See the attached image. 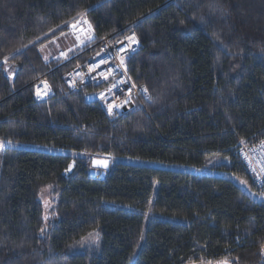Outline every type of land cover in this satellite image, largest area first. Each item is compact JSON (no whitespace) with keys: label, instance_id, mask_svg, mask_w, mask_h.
Returning a JSON list of instances; mask_svg holds the SVG:
<instances>
[{"label":"trees","instance_id":"obj_1","mask_svg":"<svg viewBox=\"0 0 264 264\" xmlns=\"http://www.w3.org/2000/svg\"><path fill=\"white\" fill-rule=\"evenodd\" d=\"M85 10L97 40L141 42L129 70L151 99L119 118L90 97L104 86L69 91L72 65L40 53ZM0 139V264H264V201L230 176L259 195L239 147L264 139V0H0ZM91 155L115 159L106 177Z\"/></svg>","mask_w":264,"mask_h":264},{"label":"built area","instance_id":"obj_2","mask_svg":"<svg viewBox=\"0 0 264 264\" xmlns=\"http://www.w3.org/2000/svg\"><path fill=\"white\" fill-rule=\"evenodd\" d=\"M84 19L90 21L87 17H85ZM91 25L94 29V33L87 32L86 23L78 24L77 29L75 30H73L69 26L67 32H70L69 34L74 35L76 40L77 36L81 37L80 40H83L84 37L90 35L94 38L89 40V42L85 45H81L77 40V43L70 48L73 49L72 51H69V49H67L66 51H61L60 54L51 57L49 61L56 60L60 61L61 64L69 63L72 65V67L69 68V70L66 71L65 75L63 76L64 83L69 91H79L87 85L104 86L100 93H105V97L107 98L108 103H112L114 100L115 104L117 105L121 104L122 101H124L130 96L133 102L124 104L120 108H114L112 114L108 113L107 104L105 103V100L102 99L101 96L99 97L102 107L105 110L106 114L111 119L119 118L124 115L130 108H133L136 104V101H148V97L151 96L149 88L145 84H137L133 80L129 70L128 60L130 56L141 47V42L139 40L138 44H133L130 47H126L128 45V42L124 41V37L129 36L133 33V31H131L122 34L128 27L114 32L100 40H97L95 35V28L92 22ZM117 41H123V44L117 43ZM121 47H124L125 51L120 52L119 49ZM62 52L67 53V59L61 55ZM121 57L124 58L123 65H120ZM100 60H106L107 63L101 65L99 69H96L95 71L90 73L89 65L99 63ZM116 65H120V67L117 68ZM125 66L126 75H124V79L127 80L130 77V82L122 86L118 85L117 88L112 90L113 95H108L106 90L111 86L112 83H116L121 79V76L125 73ZM108 68H112L115 75L110 76L108 80H104L98 75V73L100 71H106ZM77 72L80 73V76L76 75ZM42 81H46L48 83V85L51 87V91L47 96L37 97L36 89L38 86L41 88V90H45ZM70 81H75L76 86L73 87ZM131 82H135L137 87L132 88ZM144 86L148 88L147 93H144L141 90ZM34 92L36 98L42 100L52 95L54 89L49 79L46 76H43L36 81L34 85ZM130 104H133L132 107H129ZM262 142H264V139L258 142H242L239 147V153L244 163V166L247 172L251 175L255 185L259 189L258 194L264 192V148L261 147ZM245 154H247V157H250V160L246 158ZM253 169L255 170V172L253 171ZM258 196L261 200L264 201V196ZM261 256L264 262V246H262L261 248Z\"/></svg>","mask_w":264,"mask_h":264},{"label":"snow or ice","instance_id":"obj_3","mask_svg":"<svg viewBox=\"0 0 264 264\" xmlns=\"http://www.w3.org/2000/svg\"><path fill=\"white\" fill-rule=\"evenodd\" d=\"M86 14H87V10L82 11V12L78 13V18L79 19L74 18V20H72V21H65L64 23H65V25H69L73 30L77 29L78 24H84V23H86L87 24V32L94 33V29L92 28L91 22L84 19L85 16H86ZM93 38L94 37L91 36V35L88 37L89 40H91ZM77 40L79 41V43L81 45L84 44V41L83 40H80V37L79 36H77ZM124 41H127L128 42V45L126 47H130L133 44H138L139 43V39H138V37H137V35H136L135 32H133L129 36H125L124 37ZM117 43L123 44V41H117ZM72 50L73 49H69V51H72ZM119 51L120 52H123V51H125V48L124 47H121L119 49ZM61 55L64 56L66 59L68 58L67 57V53H65V52H62ZM8 59L9 58L7 56H5L3 62L6 64L7 61H8ZM44 59L47 60V57H44ZM106 63H107L106 60H100L99 63L90 64L89 65V72L91 73V72L95 71L96 69H99L101 67V65L106 64ZM123 64H124V58L121 57V59H120V65H123ZM120 65H116V67L119 68ZM76 75L77 76H80V73L77 72ZM98 75L102 79L108 80V78L110 76H114L115 74H114L112 68H108L106 71H100L98 73ZM124 75H126V66H125V73L121 76V79L119 81H117L116 83H112L111 86L106 90L107 93H108V95H110V96L113 95V91L112 90L115 89V88H117L118 85H121L122 86V85L130 82V77L126 80V79H124ZM42 83L44 85V89L45 90H41V88L38 86L37 89H36V96L37 97L47 96L49 94V92L51 91V87L48 85V83L46 81H42ZM70 83L72 84L73 87L76 86L75 81H70ZM131 87L132 88L137 87L136 84H135V82H131ZM141 90L144 93H147L148 92V88L146 86L142 87ZM100 96H101L102 99L105 100V103L107 104V110H108V113L109 114H112L114 108H120L124 104H128L130 102H133L131 100V97L129 96L124 101H122L121 104L117 105V104H115V101L114 100H113L112 103H108L107 98L105 97V93H103V92L100 93ZM148 98L151 99L150 96ZM5 143L6 142L4 140L0 139V147H3ZM7 143H11V141H7ZM261 147L264 148V142H262ZM245 156H246V158H248L250 160V157H247V154H245ZM98 163H103V165L105 167H107V161H98ZM71 167H72V165H69V168L66 169L65 171H69L71 169ZM253 171L255 172L254 169H253ZM241 183L245 184L246 186L248 184L247 180H243V181H241ZM259 195L264 196V192H261ZM47 218H48L47 216L44 217L45 220H47ZM40 231L43 232L44 231V228H41ZM89 239H91L93 242H98L99 241V232H97V231L94 230L93 232L89 233L88 236L82 237V241H86V240H89ZM141 239H143V237H141ZM236 259L238 260V258H236ZM209 264H211V262H209ZM217 264H230V261L227 258H225L224 260L218 261Z\"/></svg>","mask_w":264,"mask_h":264},{"label":"rangeland","instance_id":"obj_4","mask_svg":"<svg viewBox=\"0 0 264 264\" xmlns=\"http://www.w3.org/2000/svg\"><path fill=\"white\" fill-rule=\"evenodd\" d=\"M130 26V25H129ZM69 33L70 32H64V33H62L61 35H63V36H61L62 38H64L65 36H69ZM73 37V36H72ZM88 37L89 36H87L85 39L86 40H88ZM81 38V37H80ZM65 39H66V37H65ZM67 40H69L71 43H72V39H71V37L69 36V37H67ZM56 44V45H60V44H62V40H56V41H51V42H48L47 44H45V45H43L41 48H40V53H41V55H42V57L44 58V57H47V60L46 61H48L51 57H48L49 55H51L52 57L53 56H56V55H58V54H60V52L61 51H66L67 49H63V50H61V51H58V53H55L54 51H52L53 49H51V48H49L48 46L52 43V44H54V43ZM66 42V41H65ZM50 43V44H49ZM75 43H77V40H75ZM70 49V48H69ZM56 52H57V50H56ZM56 54V55H55ZM7 73L10 75L9 77L12 79L13 77H14V74H13V72L12 71H10L9 70V68H7ZM90 97L92 98V99H95V98H97V99H99V97H100V92H97V93H95V94H93V95H90ZM12 145H14V146H26V145H23V144H12ZM44 149H48V148H44ZM68 153H70V154H72L73 156H84L85 155V153H82V152H75V151H71V150H66ZM98 161H107V167H105L104 165H103V163H101V164H99L98 163ZM114 161H115V159L114 158H112V156H109V155H91L90 156V163H91V168H95V170L97 171V173L99 172V171H104L105 173H107V171L109 170V168L113 165V163H114ZM139 163H145V162H141V161H139ZM150 165H152V166H155V167H163L164 165H162V164H160V163H156V162H152V163H149ZM71 165H73V167H74V165H75V162H72V164ZM73 167L71 168V169H73ZM183 169H187V167H184ZM194 170V169H193ZM68 172V171H67ZM202 172H204V173H214L215 171H210V170H204V171H202ZM98 175H99V173H98ZM99 176H101V175H99ZM233 179H234V181L241 187V188H243L245 191H247V192H249V193H251V195L255 198H259V196L256 194V192H254V191H252V190H250L249 189V187H248V184H247V186L245 185V184H243V183H241V181H243V180H245V179H243V178H240V177H236V176H234V175H230ZM53 187H49V188H46V189H44L43 190V193H42V200H43V203H44V206H45V215H44V217L45 216H47L48 218H47V220H45V228H48V224H49V222L51 221V208H52V205H53ZM94 231V230H93ZM92 231V232H93ZM95 231H97V232H99V241L98 242H93L91 239H89V240H86V241H80V243L78 244V249H84L86 246H90V245H94V246H97V245H99L100 244V240H101V237H102V233H101V230L100 229H96ZM91 233V232H90ZM86 236H88V234L86 235ZM86 236H84V237H86ZM195 263H204V261H198V262H193V263H189V264H195Z\"/></svg>","mask_w":264,"mask_h":264},{"label":"crops","instance_id":"obj_5","mask_svg":"<svg viewBox=\"0 0 264 264\" xmlns=\"http://www.w3.org/2000/svg\"><path fill=\"white\" fill-rule=\"evenodd\" d=\"M61 36H63V35H60V36H58V37H56L55 39H53L54 41H56V40H62L63 42H62V44H60V45H56L54 42V44H50L48 47L49 48H51V49H53L52 51H54L55 53H58V51H61V50H63V49H69V48H71L73 45H75L76 43H75V40H76V38H75V36L74 35H72V34H69V36L71 37V39H72V43L69 41V40H67V37H69V36H65L66 37V39H65V37L64 38H62ZM73 36V37H72ZM86 37H84V39H83V41H84V45L85 44H87L88 42H89V39L88 40H86L85 39ZM52 40V41H53ZM66 41V42H65ZM56 50H57V52H56ZM56 55V54H55ZM48 57H52L51 55H49Z\"/></svg>","mask_w":264,"mask_h":264},{"label":"water","instance_id":"obj_6","mask_svg":"<svg viewBox=\"0 0 264 264\" xmlns=\"http://www.w3.org/2000/svg\"><path fill=\"white\" fill-rule=\"evenodd\" d=\"M132 105L133 104H130L129 107H132ZM71 171H72V169H70L68 172H71ZM89 177L96 178V176H95V168H90V170H89ZM104 177H106V175Z\"/></svg>","mask_w":264,"mask_h":264},{"label":"bare ground","instance_id":"obj_7","mask_svg":"<svg viewBox=\"0 0 264 264\" xmlns=\"http://www.w3.org/2000/svg\"><path fill=\"white\" fill-rule=\"evenodd\" d=\"M99 164H101V163H99ZM72 167H73V165H72ZM72 167H71V168H72ZM98 173H99V175H101V176H99ZM98 173H97V171L95 170V176H96L97 178H104V176H105V172H104V171H99Z\"/></svg>","mask_w":264,"mask_h":264},{"label":"flooded vegetation","instance_id":"obj_8","mask_svg":"<svg viewBox=\"0 0 264 264\" xmlns=\"http://www.w3.org/2000/svg\"><path fill=\"white\" fill-rule=\"evenodd\" d=\"M218 261H221V260H215V261L209 260V261H204V263H195V264H209V262H211V264H217ZM230 264H232V263H230Z\"/></svg>","mask_w":264,"mask_h":264}]
</instances>
